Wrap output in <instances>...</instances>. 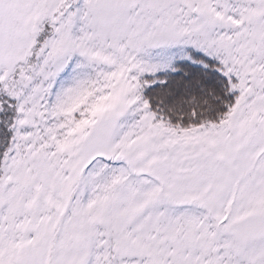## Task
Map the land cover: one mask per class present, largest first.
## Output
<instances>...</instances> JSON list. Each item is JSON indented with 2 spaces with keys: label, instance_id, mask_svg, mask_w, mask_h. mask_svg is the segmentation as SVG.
Here are the masks:
<instances>
[{
  "label": "snow or ice",
  "instance_id": "1",
  "mask_svg": "<svg viewBox=\"0 0 264 264\" xmlns=\"http://www.w3.org/2000/svg\"><path fill=\"white\" fill-rule=\"evenodd\" d=\"M0 264H264V0H0Z\"/></svg>",
  "mask_w": 264,
  "mask_h": 264
}]
</instances>
